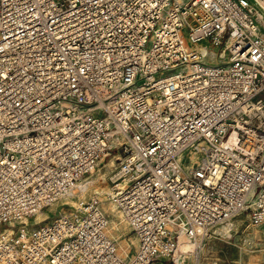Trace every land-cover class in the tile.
<instances>
[{
  "label": "built area",
  "instance_id": "2783aa9c",
  "mask_svg": "<svg viewBox=\"0 0 264 264\" xmlns=\"http://www.w3.org/2000/svg\"><path fill=\"white\" fill-rule=\"evenodd\" d=\"M111 152L130 255L97 197L29 226ZM241 214L264 223V0H0V264H188Z\"/></svg>",
  "mask_w": 264,
  "mask_h": 264
},
{
  "label": "rangeland",
  "instance_id": "374dc122",
  "mask_svg": "<svg viewBox=\"0 0 264 264\" xmlns=\"http://www.w3.org/2000/svg\"><path fill=\"white\" fill-rule=\"evenodd\" d=\"M121 157V154L111 152L91 174L86 175L82 184L88 182L86 186L88 189L82 193L83 200L81 202L97 197L100 200L99 204L103 203L99 208L108 217L109 235L114 239L118 253L124 257L134 251L136 240L126 221H122L119 211L113 209L114 204L110 202L112 200L106 198L109 188L108 175L117 166ZM186 157L187 164L195 163V159L188 163V154ZM186 157H184V161ZM95 190L96 192H94ZM64 202L69 205L77 203L65 199L56 204L54 203L33 216L29 220V226L30 223H37L46 218H54L56 214L65 209V206L62 205ZM219 224L223 225L216 232L210 231L205 236L199 251L188 264H264V223L250 224L248 217L241 214ZM224 228L226 229L224 230Z\"/></svg>",
  "mask_w": 264,
  "mask_h": 264
},
{
  "label": "bare ground",
  "instance_id": "6f19581e",
  "mask_svg": "<svg viewBox=\"0 0 264 264\" xmlns=\"http://www.w3.org/2000/svg\"><path fill=\"white\" fill-rule=\"evenodd\" d=\"M201 50L203 51V52H205L206 51V48L205 47H202L201 48ZM214 56V53H212V58H211V60H214L213 57ZM115 156V154L113 155V157ZM188 158H189V160H188V163L193 159H195V162L200 158V154H198V153H190V154H188ZM117 159H119V157H117ZM114 160V159H113ZM186 161H187V157H186V160H185V163H184V165L186 166V167H188V166H191L192 164H187L186 163ZM115 164V163H114ZM82 182H83V180L78 184V186L76 187V190L75 191H70L69 193H68V195L65 197V200H67V201H70V202H72V203H75V202H77V203H79L80 201H82L83 200V196H81L82 195V193L83 192H85V190H87L88 188L86 187L87 186V184H88V182H86V183H84V184H82ZM92 192V191H91ZM94 192H96V190L94 191ZM111 203H113L114 205V208L115 209H117V206H116V204H115V202L114 201H110ZM56 204V203H55ZM100 205H103V203L102 204H99V206ZM118 210V209H117ZM119 211V210H118ZM40 213V212H39ZM120 213V212H119ZM38 214V213H37ZM120 216H121V218H122V221L124 222L125 220H124V218L122 217V215H121V213H120ZM223 224H219V225H214V226H212V228H211V230L210 231H213V232H216L217 231V229L220 227V226H222ZM226 228H224V230H225ZM107 232H108V235H109V220H108V230H107ZM110 236V235H109ZM136 240V239H135Z\"/></svg>",
  "mask_w": 264,
  "mask_h": 264
},
{
  "label": "crops",
  "instance_id": "0c3cea01",
  "mask_svg": "<svg viewBox=\"0 0 264 264\" xmlns=\"http://www.w3.org/2000/svg\"><path fill=\"white\" fill-rule=\"evenodd\" d=\"M113 209L115 210L114 206H113Z\"/></svg>",
  "mask_w": 264,
  "mask_h": 264
}]
</instances>
